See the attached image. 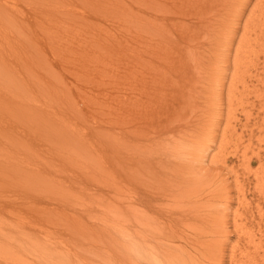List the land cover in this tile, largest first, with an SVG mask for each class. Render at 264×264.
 I'll return each instance as SVG.
<instances>
[{"label": "rangeland", "instance_id": "1", "mask_svg": "<svg viewBox=\"0 0 264 264\" xmlns=\"http://www.w3.org/2000/svg\"><path fill=\"white\" fill-rule=\"evenodd\" d=\"M138 1H0L8 6L1 16L8 13L13 19L9 21L12 26H2L9 27L13 35L25 31L26 36H39L38 45L30 46L33 54L42 52L40 59L19 47L26 61L30 54L34 57L33 65L27 61L30 73L20 71L26 77L24 82L30 80V89L28 93L22 88L15 91L20 107L12 102L8 105L13 109H0V159L10 163L7 170L12 168L4 172L5 167H0V194L19 202L0 210V264H44L42 255L51 242L63 241L71 247L75 237H93L89 208L105 197L115 179L108 169L113 154L108 121L121 110L122 41L128 33L125 12L126 8L137 9ZM257 2L248 5L240 26L236 20L228 21V33L236 27L233 35L224 36L221 30L225 29L219 30L222 20L226 23L224 11L214 33L205 38L196 34L198 42L188 38L192 44L179 35L178 43L190 44L189 50L200 55L203 72L195 74V80L201 79L193 96L196 100L187 107V130L192 139L200 141L194 158L198 171L206 176L204 185L222 191V195L216 191L220 195L216 203L221 207L231 204L225 210L229 212L228 228L225 224L219 227L228 250L225 264H230L229 256L234 253L237 259L251 256L252 262L246 255L243 262L264 264V30L246 29L243 39L249 15L262 14L264 21V5L255 7ZM26 36L21 42L27 41ZM0 48L6 50L7 45ZM196 56L188 59L190 65ZM117 185L111 196L117 191V195L125 193ZM29 191L42 198L41 202L21 197ZM75 213L84 219L82 233L76 230ZM66 257L71 264L74 257Z\"/></svg>", "mask_w": 264, "mask_h": 264}, {"label": "bare ground", "instance_id": "2", "mask_svg": "<svg viewBox=\"0 0 264 264\" xmlns=\"http://www.w3.org/2000/svg\"><path fill=\"white\" fill-rule=\"evenodd\" d=\"M140 1L136 2L139 4L137 9L126 8L125 22L128 33L122 41L124 63L122 94L119 97L121 110L119 114L114 112L115 118L111 116L108 121L111 132L110 147L113 152L108 169L115 178L110 191L115 190L117 184H120L125 188V193L122 192L124 189L121 190L120 195H123L121 197L117 195L118 191L117 194L113 192L117 195L113 197L110 191L104 192L105 197L91 205L88 211L91 219L89 229L93 237H75L71 247L67 242H51L48 252L42 255L43 259L45 258L44 264H68L66 256L74 257L72 263L69 260L71 264L226 262L224 249L226 244L219 227H223V224L227 227L228 211L225 210L231 204L225 208L221 207L218 202L216 203L220 197L216 192L219 189H208L204 185L207 183L206 181L203 183L206 176L198 171L200 169L197 168L198 165L196 166L198 161L194 158V152L201 148L200 141L197 138L192 139L190 136L192 134L189 135L187 130L189 129L187 126L189 120L186 119L187 107L194 104L196 99L193 96L201 79L200 77L196 81L195 78L198 76L195 74L202 71L200 69L202 66L198 63L200 55L199 57L194 55L197 51L189 50L191 49L189 46L192 44L191 37L195 41L198 40L197 37H208L224 16L226 23L222 20L219 29H225L221 30L223 35L228 33L226 29L231 23L228 21L236 20L235 24L240 26L241 18L252 0ZM257 1L255 7L264 5V0ZM6 9L8 6L0 2V46L7 45L6 50L0 48L1 110L13 109L8 105L12 102L21 106L17 102L15 91L21 92L22 88L23 93H28L30 80L24 82L26 77L20 71L28 70L30 73L28 63L34 64L30 44L38 45L41 41L37 35V38L29 34L26 36L25 31L19 32L20 35H13L9 27L8 29L7 26L3 27V23L13 20L9 19L8 13L1 16V12ZM249 16L251 17L244 21L245 24L243 23L245 31L246 29L263 31V15L252 13ZM253 18H256V21ZM134 25H136L134 31H131ZM228 31L231 36L235 33L236 27ZM131 32L134 34L131 35ZM247 33V31L244 33L243 39H246ZM179 35L184 39L190 38L188 39L190 44L178 45ZM23 36H26L27 41L21 42ZM177 46L182 50L177 49ZM19 47L26 53H32L30 56L26 55L28 63L23 53L18 51ZM199 47L197 46L198 49ZM33 55L42 58L41 51H35ZM192 55L196 57L193 59L194 64L190 65L188 59ZM116 97L118 95L113 96V100ZM39 108L37 107V110ZM174 113L178 117L174 116ZM182 120L183 122L179 123ZM116 128L120 129L119 133L116 132ZM143 128L148 130L144 131ZM177 132L182 134L179 135ZM118 141L120 143H117ZM0 167H5L4 172H11L12 169L7 170L11 165L2 159ZM208 183L207 186L210 185V181ZM220 192L222 195V191ZM8 195L0 194V210L19 204L17 198ZM33 195L34 192L29 191V195L20 196L23 199L29 198L28 200L32 197L33 202L37 200L41 202L42 198L39 199L37 194L35 197ZM105 198H108V201L101 204ZM74 222L78 232L85 231L82 216L75 213ZM199 235L201 237H198ZM1 242L0 240V244ZM60 248L63 249L62 252ZM49 252H52V255ZM234 254L229 256L230 264L236 262L251 264V256L245 254L251 262L246 260L243 262L245 255L242 254L243 256L237 259Z\"/></svg>", "mask_w": 264, "mask_h": 264}]
</instances>
